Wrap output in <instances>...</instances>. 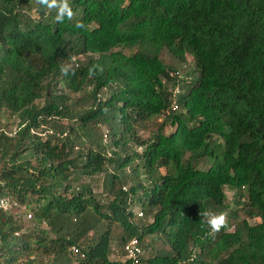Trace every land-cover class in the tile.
Segmentation results:
<instances>
[{"label": "trees", "instance_id": "16d2710c", "mask_svg": "<svg viewBox=\"0 0 264 264\" xmlns=\"http://www.w3.org/2000/svg\"><path fill=\"white\" fill-rule=\"evenodd\" d=\"M69 4L59 23L36 0H0V111L16 119L0 129V264H131L109 258L113 223L119 247L161 240L138 264H264V0ZM162 50L191 56L188 78ZM99 175L94 193L81 178ZM204 211L226 225L212 233Z\"/></svg>", "mask_w": 264, "mask_h": 264}, {"label": "rangeland", "instance_id": "374dc122", "mask_svg": "<svg viewBox=\"0 0 264 264\" xmlns=\"http://www.w3.org/2000/svg\"><path fill=\"white\" fill-rule=\"evenodd\" d=\"M124 52H126L125 49H124ZM159 57H160L161 61L166 66L176 69L178 71V74L181 77L182 76L184 78L187 77V74H189L193 70V64L191 61V56L189 54H185V60L182 62H180L177 58L171 56L168 52H166V50H162L160 52ZM173 91L177 92L178 89L174 88ZM106 95H107L106 92L104 90H102L98 96L100 98H104ZM70 96L72 98H78L79 94H71ZM35 102L40 104L42 101L37 100ZM161 120H162V117L159 115V116H156V117H153L149 120L144 121L140 125L135 126V136H137L138 139H140V140H142V139L144 140V139L148 138L152 134V132H154L155 129L158 127ZM0 129L4 130L6 132H10L12 134V132H14V130L16 129L15 117L12 115H9L6 112L0 111ZM99 129H100L99 131L101 133L105 131L104 126H99ZM172 129H173V127H170L169 125H164L162 130L164 133H169V131ZM107 141H108V136H107ZM140 149H141L140 147L136 146L137 152L140 151ZM133 163H135V161ZM208 165H209V162L205 160L203 162L198 163V168L205 169L208 167ZM128 172H129V168L126 169V173H128ZM161 172H163L162 169H161ZM100 179H101V175L94 177L93 180H89V178H86V177L81 178V180L83 182H89V184L91 185V190L94 193H99L101 190ZM128 184H129L128 182L125 183L123 185V188L126 189L128 187ZM224 193L226 196L225 201L227 203L230 202L229 204L232 205L233 199L231 197L230 192L227 190H224ZM232 208H234V205H232ZM139 210H141V209L137 205L135 207V212H136V216L140 217V221L143 224L151 222V216L144 217L143 213L139 216L138 215V212H140ZM10 211L16 212V213L22 212L21 218L24 221H26L28 219L27 220L28 223L26 222V224L29 226L33 225V222H31L30 218L27 217V212L24 211L25 212V214H24L23 208H17L15 206L14 207L11 206ZM241 216H242V214L239 213V217H241ZM229 222L232 223L233 221L229 220ZM110 228H111L110 229V236H111L112 241H111V255L109 256V258L111 260H121L124 257L121 258V252L119 249L120 247L117 245V238H118V235L120 234V229L114 223L111 224ZM96 234H97L96 232L92 231L89 235L92 237H95ZM140 242H141V246H143V250H144L143 255L144 256H148L149 254H152L155 250H157L158 248H160L163 245L161 240L154 235H148V236L142 238V240H140Z\"/></svg>", "mask_w": 264, "mask_h": 264}, {"label": "clouds", "instance_id": "9594fccd", "mask_svg": "<svg viewBox=\"0 0 264 264\" xmlns=\"http://www.w3.org/2000/svg\"><path fill=\"white\" fill-rule=\"evenodd\" d=\"M36 3L39 6L46 8L49 12L55 11V20L59 23H62L65 18H67L68 20L73 19L74 12L69 4V0H36ZM77 26L82 25L78 24ZM97 70L101 72L103 71V69L99 65L91 66L89 68V75H94ZM62 71L67 74L69 68L65 66L62 68ZM199 215L203 217L202 226L206 225L207 227H209L212 233L218 232L227 223V213L225 212L213 213L210 211H204L200 212Z\"/></svg>", "mask_w": 264, "mask_h": 264}, {"label": "built area", "instance_id": "2783aa9c", "mask_svg": "<svg viewBox=\"0 0 264 264\" xmlns=\"http://www.w3.org/2000/svg\"><path fill=\"white\" fill-rule=\"evenodd\" d=\"M171 107L176 108V105L174 104V102L171 104ZM122 189H125V188H122ZM0 206L2 208L7 206V200L0 199ZM138 215L140 216L141 212H138ZM27 217H30V214H27ZM69 250H70L71 254H73L75 256L82 258L84 255L83 251L80 250V248L76 245H71ZM120 251L122 253L121 256L124 257L123 259L130 260L131 264H138L139 259L144 254V250L140 244V241L135 236L128 238L121 245Z\"/></svg>", "mask_w": 264, "mask_h": 264}]
</instances>
